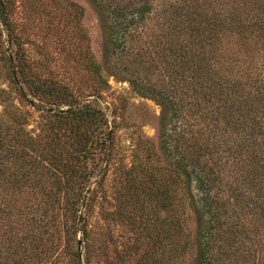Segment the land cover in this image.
<instances>
[{"label": "trees", "instance_id": "obj_1", "mask_svg": "<svg viewBox=\"0 0 264 264\" xmlns=\"http://www.w3.org/2000/svg\"><path fill=\"white\" fill-rule=\"evenodd\" d=\"M90 1L105 71L160 107L157 145L143 138V160L122 170L131 194L115 213L130 227L143 214L137 263L177 264L193 218L196 264H264V0ZM14 8L0 0L11 45ZM82 54L84 77L107 89L103 67ZM5 59L6 78L51 107L52 139L0 120V264H82L79 247L92 245L89 183L102 175V188L114 130L93 103L31 78L18 51Z\"/></svg>", "mask_w": 264, "mask_h": 264}, {"label": "rangeland", "instance_id": "obj_2", "mask_svg": "<svg viewBox=\"0 0 264 264\" xmlns=\"http://www.w3.org/2000/svg\"><path fill=\"white\" fill-rule=\"evenodd\" d=\"M14 13L12 32L16 44H10L9 32L0 26V120L12 128L23 129L34 138L40 137L42 143L52 139L44 130L51 107L35 100L27 87L16 86L6 78L5 58L12 57L16 51L31 78L56 82L67 88L77 102H91L104 112L109 129L114 130L115 154L102 179V188L97 185L102 175L89 183L90 189L95 191L86 211L92 245L87 248L84 242L79 247L81 262L138 264L143 254V214L136 217L139 227H130L115 213L122 210V204L131 194L126 192L127 181L122 170L143 160V138L157 145L160 107L127 82L105 71L104 32L99 12L90 0H15ZM80 30L84 31L83 35ZM83 50L103 67L107 89L97 91L95 83L87 75L84 77ZM20 88L23 93L19 92ZM6 107L12 109V117L3 114ZM52 108L53 112L69 109L67 106L60 110ZM187 226L189 249L181 253L177 264H196L193 218ZM57 239L55 237V243L63 244V240ZM80 239L81 234L77 236V240ZM136 247L138 253H134ZM87 250H91L90 253ZM61 259L65 261L64 254Z\"/></svg>", "mask_w": 264, "mask_h": 264}]
</instances>
